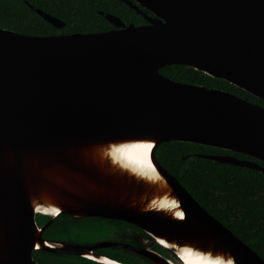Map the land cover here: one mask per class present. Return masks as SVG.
Segmentation results:
<instances>
[{
  "label": "water",
  "instance_id": "1",
  "mask_svg": "<svg viewBox=\"0 0 264 264\" xmlns=\"http://www.w3.org/2000/svg\"><path fill=\"white\" fill-rule=\"evenodd\" d=\"M120 1L145 23L100 12L112 29L25 35L0 28V264H39L34 250L101 258L92 252L100 245L42 237L51 220L38 227L35 215L52 207L58 211L46 215L133 224L178 264L177 248L225 263L264 264L155 157L160 143L182 141L264 162V106L159 72L185 65L264 101V0ZM30 7L55 28L64 26ZM137 142L151 143L155 178L110 157L114 148ZM197 156L264 173L254 160ZM160 200L182 217L158 207ZM113 245L172 264L149 248Z\"/></svg>",
  "mask_w": 264,
  "mask_h": 264
},
{
  "label": "trees",
  "instance_id": "2",
  "mask_svg": "<svg viewBox=\"0 0 264 264\" xmlns=\"http://www.w3.org/2000/svg\"><path fill=\"white\" fill-rule=\"evenodd\" d=\"M30 5L63 21L64 26L55 28L31 9ZM100 12L114 15L125 24L145 23L140 15L120 0H0V28L25 35L92 33L112 29L113 25ZM146 12L151 14L150 11ZM159 72L174 81L226 90L264 106V101L247 91L192 67L169 65ZM199 154H229L239 159L254 160L263 166L264 162L241 153L182 141L163 142L155 149L158 163L210 215L264 261V173L244 166L204 159L198 157ZM71 218L68 217L69 223H64L67 226L65 228L62 224L53 222L43 235L79 238L81 242H91L103 226L97 225L95 221H110L90 217ZM118 223L120 222H116L117 225ZM141 233L150 237L142 230ZM158 248L160 249L159 246ZM111 257L127 264H138L126 252L123 256ZM32 258L39 264H96L79 256H58L41 250L33 251Z\"/></svg>",
  "mask_w": 264,
  "mask_h": 264
},
{
  "label": "flooded vegetation",
  "instance_id": "3",
  "mask_svg": "<svg viewBox=\"0 0 264 264\" xmlns=\"http://www.w3.org/2000/svg\"><path fill=\"white\" fill-rule=\"evenodd\" d=\"M151 15V14H150ZM65 215V216H64ZM39 217V220L42 221L41 224H39L37 222V218ZM69 218H81V217H73V216H69L66 214H58L55 216L52 215H46V214H42V213H36L35 215V221L38 227H41L42 225H44L46 222L50 221L49 226L53 223L56 222L55 224H62V226L65 228L67 226L64 225V223H69ZM71 218V219H72ZM90 218H99L100 220H110L109 222H105L103 223L102 221H95V223L97 225H101L103 224V226L101 228H99L100 233L96 234L93 238V240L91 242H81L79 240V238H69L67 239V237L65 238H60L58 236H44L43 233L45 232V229L42 233V237L50 240L52 242H62L64 244L66 243H73V244H81V245H100L99 247H96L95 249L92 250L93 254L98 255L99 257H106L110 260H115L117 262H119L120 264H127L124 261H120L117 259H114L111 257V255H116V256H123L124 252H126L127 254H129L130 259H135L136 262H138V264H154L153 262H151L149 259H147L146 257H144L143 255H140L138 253H134L126 248L123 247H117L115 245H113V243H122V244H126V245H131L134 247H138V248H149L155 252H157L158 254L168 258L169 260H172L175 262L174 259H177V257H171L170 256V250H168L167 248H164L158 244H152L151 245V241L152 238L151 237H147L144 236L141 233V229L136 227L133 224L124 222V221H119V220H113V219H107V218H102V217H90ZM102 222V223H100ZM116 222H120L118 223L119 225L116 224ZM119 228V229H118ZM80 231H78L79 233ZM99 237V238H97ZM147 241H149L147 243ZM158 246L160 247V249L158 248ZM36 251V250H34ZM118 251H121V253H118ZM111 254V255H107ZM55 255L58 256H63V255H73V256H79V255H74V254H66V253H54ZM82 257L86 260H89L91 262H94L96 264H109V263H103L100 262L99 260H96V258H89V257H85V256H79ZM62 258V257H60ZM177 261V260H176ZM178 263V262H176Z\"/></svg>",
  "mask_w": 264,
  "mask_h": 264
},
{
  "label": "bare ground",
  "instance_id": "4",
  "mask_svg": "<svg viewBox=\"0 0 264 264\" xmlns=\"http://www.w3.org/2000/svg\"><path fill=\"white\" fill-rule=\"evenodd\" d=\"M138 144H151L149 142H137V143H129L126 145H138ZM125 146V145H123ZM110 157L116 161L122 164L123 166H126L131 171L135 172L138 175H141L146 178H155L156 172L154 170L153 161L151 159V149L147 151V157L144 155V149H137V148H124L122 146L114 148L112 150V153ZM158 207H164L167 208L172 214L177 215V213H180L178 210H173V203H169L168 200H160L158 203H156ZM39 213L43 214H55L58 209L56 207L52 208H42L37 209ZM181 217V216H179ZM165 246L169 247L165 241H160ZM177 256L180 258V262L182 264H228L224 261H221L217 258L210 257L209 255L201 254L197 251H193L191 249H185L177 248ZM88 257H94L89 255ZM96 258V257H94ZM93 258V259H94ZM96 260H99L103 263H109V264H120L119 262L115 260H110L106 257L96 258ZM172 264H178L172 260H170Z\"/></svg>",
  "mask_w": 264,
  "mask_h": 264
},
{
  "label": "snow or ice",
  "instance_id": "5",
  "mask_svg": "<svg viewBox=\"0 0 264 264\" xmlns=\"http://www.w3.org/2000/svg\"><path fill=\"white\" fill-rule=\"evenodd\" d=\"M124 148H137V149H144V155L145 157H147V151L149 149L152 148V145L151 144H138V145H125V146H122ZM178 216H181L182 217V213H177ZM37 247H39V245H37ZM228 264H232L231 261H228Z\"/></svg>",
  "mask_w": 264,
  "mask_h": 264
},
{
  "label": "rangeland",
  "instance_id": "6",
  "mask_svg": "<svg viewBox=\"0 0 264 264\" xmlns=\"http://www.w3.org/2000/svg\"><path fill=\"white\" fill-rule=\"evenodd\" d=\"M36 220H37V222H38L39 224L42 223V221L39 220V217H38ZM97 238H99V237H97ZM148 242H149V241H147V243H148ZM169 254H170L171 257H175V258H176V255H175L172 251H171ZM174 260H175V262H177V261H176L177 259H174Z\"/></svg>",
  "mask_w": 264,
  "mask_h": 264
}]
</instances>
